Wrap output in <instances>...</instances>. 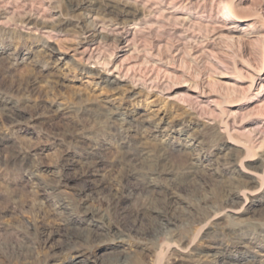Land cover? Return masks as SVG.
I'll list each match as a JSON object with an SVG mask.
<instances>
[{
	"label": "rangeland",
	"instance_id": "1",
	"mask_svg": "<svg viewBox=\"0 0 264 264\" xmlns=\"http://www.w3.org/2000/svg\"><path fill=\"white\" fill-rule=\"evenodd\" d=\"M80 1L0 0V263H264V0Z\"/></svg>",
	"mask_w": 264,
	"mask_h": 264
},
{
	"label": "bare ground",
	"instance_id": "2",
	"mask_svg": "<svg viewBox=\"0 0 264 264\" xmlns=\"http://www.w3.org/2000/svg\"><path fill=\"white\" fill-rule=\"evenodd\" d=\"M100 1V0H99ZM103 1V0H102ZM115 1V0H113ZM148 1V0H147ZM76 2V1H75ZM104 2V1H103ZM95 3L97 4V2H95L94 0H81L79 3H77L76 5L72 6V8L74 9H78L81 5L83 4H86L85 6L86 7H93L95 5ZM102 3V2H101ZM117 3V2H116ZM146 3V2H145ZM154 3V2H153ZM70 4V3H69ZM123 4V3H122ZM126 3L124 2V5ZM147 5V4H146ZM104 6V12H106V14H109V15H115V17L117 18H123V17H126L129 15V11L127 12L126 10H124V8L122 9H118L116 8L114 5H111L110 3H104L103 4ZM128 6V5H127ZM83 7V6H82ZM124 7V6H123ZM131 7V6H130ZM144 7V6H143ZM100 8V7H99ZM93 9V8H92ZM132 9V8H131ZM153 9V8H152ZM158 9V8H157ZM102 10V8H101ZM228 13V10L226 11ZM135 13V12H134ZM230 14V17L229 18H233L232 20L234 21H240V19L237 17V15H235L233 12H230L228 13ZM1 15V14H0ZM131 15V14H130ZM114 19V18H113ZM227 18H225L224 16H221L220 17V20L221 21H226ZM36 20V19H34ZM109 20V19H108ZM115 20V19H114ZM129 20V19H128ZM28 21V20H27ZM125 22V21H124ZM33 23V22H32ZM34 24V23H33ZM97 25V24H96ZM33 26H36V25H33ZM93 28L94 25H92ZM46 27V26H45ZM52 30V29H51ZM93 30V29H92ZM50 35V34H49ZM47 36V34H46ZM136 149V148H135ZM137 157V156H136ZM133 158V157H132ZM135 158V157H134ZM232 159V158H231ZM234 159V158H233ZM131 161H134V159H130L129 162ZM138 159L135 160V162H137ZM155 161V160H154ZM97 162V161H96ZM134 162V163H135ZM158 163V162H157ZM99 165V163H98ZM97 164L93 163L91 164V166H89V168H87L83 174L80 176V177H88V176H92L94 174V172H96L97 170V167H98ZM153 165V164H151ZM155 168V167H154ZM163 168V167H162ZM63 169V168H62ZM66 169V168H65ZM142 169H146L145 167H142ZM133 170V169H132ZM149 170V169H148ZM164 170V169H163ZM151 171V170H150ZM157 171V170H156ZM147 172V173H150L151 175H159L158 172ZM159 171V170H158ZM169 171V170H167ZM166 171V172H167ZM139 172V171H138ZM162 172V171H161ZM127 177L129 175H133V172L131 171H128L127 172ZM139 174V173H138ZM141 174V172H140ZM135 177V176H134ZM142 177V176H141ZM129 178V177H128ZM60 179V178H58ZM70 180V179H69ZM62 182V183H61ZM150 182V181H148ZM153 182V181H152ZM63 183H68V180L67 178L64 179V180H59L58 181V186L60 187V185H63ZM148 185V184H147ZM146 185V186H147ZM54 186V185H53ZM57 186V187H58ZM152 186V192L155 193V185L152 184L151 182L149 183V187ZM51 188V187H50ZM54 189V188H53ZM121 193H122V190H117L116 192H113L111 193L110 195L112 197H114L115 199H120L122 198L121 196ZM234 195H237L236 193H233ZM55 205V204H54ZM57 207H60L57 206ZM50 208V207H49ZM67 208V207H66ZM51 209V208H50ZM56 209V208H55ZM197 209L200 211V212H203L205 210H210L209 209V203H208V199L207 198H201L199 200V203L197 204ZM45 210V209H44ZM53 211V209H52ZM151 211H154L156 213H158L160 216L164 217L167 221H170L171 219H168V216L166 214H163L162 212H160L159 210H157L156 208L153 207V210L151 209ZM44 212V211H43ZM51 213V212H50ZM54 213V212H53ZM60 213V212H59ZM52 214V213H51ZM57 214V213H56ZM63 214V213H62ZM48 215H49V212H48ZM61 216V215H60ZM59 218V217H58ZM50 219V218H48ZM63 220V219H62ZM96 220V219H95ZM94 220V221H95ZM101 220V218L99 219ZM98 220V221H99ZM58 222V221H57ZM60 223V222H59ZM58 223V224H59ZM57 225V224H56ZM89 225V224H88ZM164 234L166 236H169V233L170 231L166 229V227L164 226H161ZM96 229H102V227L100 225H96L95 223H92L91 226H88L78 232H74L70 229H68L67 227H65V225H62V224H59L57 226H55L54 228L52 229H44L42 232L43 235H46L47 237H50L51 235L53 234H58V233H61V232H64V234L66 235V238H65V242H64V245L62 247V249L60 250V255L64 257V260L66 261H69L70 264H74L75 260H77L79 258V255L78 254H75V252L73 251L74 248L77 246V240H81L83 241L84 243L86 241L89 240V237L92 236V234L94 233V231H96ZM108 232L109 233H114V231L112 229H108ZM108 234V233H107ZM251 240V239H250ZM243 246V245H242ZM72 251V253H71ZM262 252H264V249H261ZM74 252V253H73ZM215 260H212L213 262L209 261V257L207 255H199V257L195 260V263L196 264H247V261H243V260H240V259H237V258H234L232 257L231 259L230 258H227L225 256H223L222 252H220L218 254V256H215ZM246 262V263H245ZM1 264V263H0ZM2 264H41L39 263L37 260L34 259L33 255L31 252H25V253H20V254H16L15 256L12 255L10 256L5 262H3ZM47 264V263H46ZM49 264V263H48ZM100 264H127V261L126 260H123V259H114V260H110V261H103L101 262ZM260 264H264L263 262H261Z\"/></svg>",
	"mask_w": 264,
	"mask_h": 264
}]
</instances>
